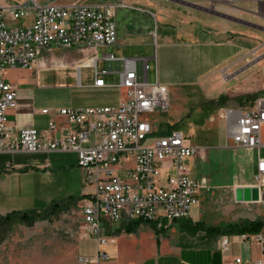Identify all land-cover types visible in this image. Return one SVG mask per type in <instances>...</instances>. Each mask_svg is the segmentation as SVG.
<instances>
[{"label": "crops", "instance_id": "1", "mask_svg": "<svg viewBox=\"0 0 264 264\" xmlns=\"http://www.w3.org/2000/svg\"><path fill=\"white\" fill-rule=\"evenodd\" d=\"M35 1L59 5L75 2L118 4L115 12L118 40L113 46H100L94 52L78 47L43 48L38 54L37 70L6 69L5 80L13 86L16 98L15 107L8 110V119L16 128H35L45 133L52 120L57 128L50 135L59 137L71 124L57 114L56 109L116 106L124 97V89L120 85L121 73L125 70L123 59L130 58V67L138 75L147 77L149 83L158 81L168 88L167 108L142 115L150 123L153 133L177 129L185 134L188 145L196 147L187 164L191 177L199 184L198 204L191 208L186 218L170 221L160 216V229L150 222L140 223L131 233H117L121 224L110 225V238L104 246L109 260L103 264H236L235 258L238 257L243 262L261 258L264 264L260 243L256 241L242 240L238 233L192 229L196 223L225 227L244 219L264 216V201L238 202L234 198L236 187L254 183L258 157H264V124L260 132V147H247L250 149L249 176L235 179L228 172L229 165L220 152L230 145V139L223 108L216 102L222 94L221 89L229 87L236 77L223 79L219 72L226 70L231 75L230 72L240 66L236 57L242 48L237 41L219 38L222 32H197L169 26L160 15L163 9H159L152 0ZM30 3L31 0H0V6ZM32 18L33 15L29 14L17 23L28 24ZM243 26L247 27L243 32H250L249 26ZM108 54L113 58L107 59L105 55ZM150 60L152 79L149 78ZM145 61L146 71L143 69ZM95 73L103 79V86L94 85ZM258 78L253 77L255 80ZM42 109H48L49 113H42ZM150 141L148 138L146 142ZM55 152L32 153L34 157L31 159L41 158L44 161L42 167L46 161L49 163L47 158ZM26 153H0V216L36 206L39 196L23 180L28 167L20 159ZM72 153L76 164V153ZM163 163L160 172L164 178L173 174L174 169L169 158ZM18 165L21 167L17 168ZM17 224L32 226L36 222ZM258 233L264 236V226ZM223 238L228 239L226 249L221 248ZM25 242V238L17 236L1 241L0 264H37L21 247ZM95 250L92 238L83 239L78 247L80 256H91Z\"/></svg>", "mask_w": 264, "mask_h": 264}, {"label": "built area", "instance_id": "2", "mask_svg": "<svg viewBox=\"0 0 264 264\" xmlns=\"http://www.w3.org/2000/svg\"><path fill=\"white\" fill-rule=\"evenodd\" d=\"M241 1L249 2L253 8L239 7ZM210 5L223 13L246 11L264 19V0H210ZM117 7L115 3L59 5L35 0L28 5L0 6V153H76V165L83 172L86 188L81 195L83 237L92 238L96 245L95 253L79 256L78 264H103L109 260L104 246L110 238V225L142 220L155 223L156 229H160V216L170 221L186 218L199 202V184L191 177L187 164L196 147L188 145L185 134L177 129L154 134L142 116L167 108L168 88L158 81L149 83L138 75L130 67V58L123 59L125 70L120 85L124 97L118 104L56 109L71 124L59 137L50 135L57 128L52 120L47 132L41 133L35 128L18 129L8 119V110L15 107L16 98L13 86L5 80L6 69L37 70L38 54L43 48L78 47L94 52L100 46H113L118 40ZM29 14L33 18L28 24L17 23ZM105 57L113 58L112 54ZM143 69L147 70L146 61ZM103 84L95 73L94 85ZM222 110L230 146L259 148L264 96L244 108ZM148 138L150 142H146ZM167 158L174 172L163 178L160 167ZM42 167L48 168L49 163L46 161ZM252 186L258 188V201H264V157H258ZM240 237L260 243L264 255L262 234L242 233ZM227 247L228 239L223 238L221 248ZM235 263L263 264V260L243 262L238 257Z\"/></svg>", "mask_w": 264, "mask_h": 264}, {"label": "rangeland", "instance_id": "3", "mask_svg": "<svg viewBox=\"0 0 264 264\" xmlns=\"http://www.w3.org/2000/svg\"><path fill=\"white\" fill-rule=\"evenodd\" d=\"M152 1L159 5V9H163L160 15L164 16L167 25L184 27L197 32H222L221 36H218L219 38L236 40L242 48L236 57L237 61L240 60V66L233 69L230 72L231 75H228L226 70L219 72V77L221 76L223 79L228 76L236 77L229 87L221 89L222 99L218 98L216 102L221 108L249 106L257 97L264 96V29L249 26L250 32H243L247 30V27L243 26L245 24L241 25L242 23L239 24V22L219 17L204 10L186 7L173 0ZM186 1L196 6L212 9L207 0ZM238 6L246 10L253 8L252 4L244 1L239 2ZM229 15L257 22L262 21L263 23H252L264 27V19L246 11ZM150 43L153 48V42ZM261 56L263 57L260 58ZM151 63L152 60L149 63L150 79H152ZM255 76L259 78L253 79ZM251 77L252 79L249 80ZM223 130L225 131V129ZM249 150L247 147L228 145L220 151L229 165L228 172L234 178L236 177L235 179L239 176H249L251 173ZM27 153L23 154L20 159L24 163L23 165L28 167L26 170L28 174L23 180L39 196L35 208L29 210L42 211L51 202L62 203L60 208L53 211L48 217L36 219L34 221L36 224L33 222L32 226L17 224V222H21L19 219L1 224L0 242L14 236L19 239L25 238L26 242L21 247L26 250L28 257L36 260L37 264H78L80 256L78 247L85 239L83 237L84 222L81 201V195L86 191L83 172L76 166L75 155L70 151L53 153L51 157L47 158L50 163L48 168L41 167L44 162L41 158L38 159L36 156L35 159H31L34 155ZM249 215L251 214L249 213ZM260 218H264V216L256 219ZM108 234L110 235L109 232Z\"/></svg>", "mask_w": 264, "mask_h": 264}, {"label": "trees", "instance_id": "4", "mask_svg": "<svg viewBox=\"0 0 264 264\" xmlns=\"http://www.w3.org/2000/svg\"><path fill=\"white\" fill-rule=\"evenodd\" d=\"M222 97H219V100ZM82 198V197H81ZM62 202H51L46 209L42 211L35 210H16L9 212L5 215L0 216V225L3 223L11 222L12 220L19 219L21 222L31 225L36 219H42L48 217L53 211L60 208ZM140 223H150L142 220H133L127 223L121 224V226L116 230L117 233L123 231L126 233L133 232ZM264 226V218L260 219H244L238 223L229 224L225 227H207L203 223H196L192 226L194 231L203 229L206 231L219 232H232V233H257ZM156 228V226L154 225Z\"/></svg>", "mask_w": 264, "mask_h": 264}, {"label": "water", "instance_id": "5", "mask_svg": "<svg viewBox=\"0 0 264 264\" xmlns=\"http://www.w3.org/2000/svg\"><path fill=\"white\" fill-rule=\"evenodd\" d=\"M207 1L210 2V0H207ZM177 2H179L180 4L186 5V6H190V7H193V8H198V9L204 10L206 12L215 14V15H217L219 17H222V18H225V19H228V20H233L235 22H239V23H242V24H245V25H248V26H252V27L257 28V29H264V27L259 26L257 24H254L252 22L243 20V19L235 17V16H231V15L223 13V12H219V11L213 10L211 8H206V7H203V6H196V5L190 3V2H188L186 0H177ZM263 56H261L260 58H262ZM145 79L147 80V77ZM234 198L238 202L258 201V199H259L258 188L256 186H252V185L236 187L234 189Z\"/></svg>", "mask_w": 264, "mask_h": 264}]
</instances>
